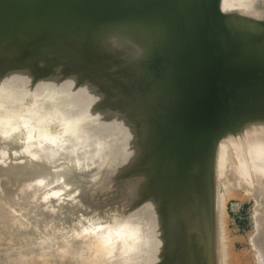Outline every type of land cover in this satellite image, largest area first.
<instances>
[{"label":"rangeland","instance_id":"obj_1","mask_svg":"<svg viewBox=\"0 0 264 264\" xmlns=\"http://www.w3.org/2000/svg\"><path fill=\"white\" fill-rule=\"evenodd\" d=\"M5 1H8L9 5L11 0ZM36 1L38 0H21V4H19L21 7L17 8V12H13V9L16 10V8L11 7L12 9L7 10V3L0 0V2L5 3L1 4L6 8H3V12L1 6L0 12L2 14L0 13V16L4 17L3 13L5 14L7 10L6 16L10 18L14 16L15 23L13 21V24H19L18 21L23 18L21 15L23 9H26L24 10L26 13H28L27 10H31L29 11L30 16L35 15L32 10L37 6ZM184 1L164 0L168 7H164L163 12L167 14L166 17H169L168 10L172 8L170 30L174 29L172 24L175 27L178 24L181 25V38L185 37L186 39L190 35V31L184 27L182 22L185 9ZM236 1L232 0L233 3ZM259 1L261 0H256L255 3L258 7H254L258 12L260 10L256 8L260 9L259 6L262 3L264 5V0L262 3ZM145 2L147 0H50L46 4L45 10H48L47 12L50 13L52 19H49L48 14L46 15L49 18H45L44 22L48 19L49 22L41 24L42 27L40 25V32L43 34L46 29L55 28L52 27L57 22L56 14L53 12L55 8L59 10L57 15L60 18L58 19L62 20L70 11L69 19L72 16V21L75 20L73 22L79 21L78 24L80 25H85L88 22V25L89 22L90 24L94 23L95 18L97 19L99 15L112 16L126 9L132 12ZM236 4L238 1L234 7L229 6L228 8L231 7L234 11L238 9L237 11L241 13L242 11H239ZM220 6L221 0H213L210 3V17H213L217 11L224 13V21L222 19V23L225 24L224 28L212 35L214 42L210 49V28L205 38L200 42L204 57L205 55L210 57V52L213 57L221 56L220 64L225 68L221 77L214 82L213 102L216 108L208 118V123L212 125L211 140L202 136V141L198 142L200 137L194 136L198 141L194 143L193 148L196 149L191 151L199 154L204 149V151L206 150L204 153H207L206 156L208 152L211 153V150L209 149L210 146L205 149V145L207 142L209 144L206 146L210 145V141L213 143L212 137L217 135L221 137L226 126L237 129L245 126L248 121L264 120V27H261V32V28L256 31L252 30L254 26V28H258L259 25L264 24V9L261 11L260 17L258 16L263 18L260 20L257 19L259 14L257 11H254L257 13L256 19H253L255 14H252L253 11L251 10L245 11L247 15H244L226 8H223V11ZM9 10L10 13H14L11 14L12 17L7 13ZM71 11H76L77 15ZM161 12L158 4L150 3L143 12L135 17L103 20L89 33H85L82 29H72L67 25L60 35L42 44H39L35 24L14 38L0 37V89L5 91L4 94L8 98L7 112L12 116L21 117V120L27 118L34 124L41 120H49L52 116L47 124L38 128L40 132H43L42 137L46 139L34 138L36 139L35 145L41 147L40 144L44 145L42 141L48 139L49 142L53 143L49 148H56L59 151L70 140L68 134L56 133L58 124L62 120H66V111L69 110L74 118L71 119L73 125L83 122L84 133L98 134L100 137H104V140L99 151V157L85 169L72 170L67 178L70 182L66 184L69 185L77 181L78 178H89L97 173L100 168L106 170L104 182H92L86 186L83 185L73 195H68V192L65 191L58 195L57 190L62 184L60 181H48L41 188H38L34 183H28L26 186L7 187L5 190H1L4 184L12 182L14 174L10 173L0 179V191H2L0 193V264H15L14 262L19 259L16 255L18 257L25 256V254L30 255L32 251L36 252L37 248L40 247L41 250L38 249L40 251L37 250L36 254L35 252L32 254L38 256L40 253L41 256V253H44L46 248L48 249V245L57 243L51 246L53 248L62 244V239L59 236L65 237L67 234V239L64 242L69 240V244L81 245L77 243L79 242L77 240L80 239L82 243V238L77 237L79 231L80 236L84 232L81 233L82 230L86 231L88 230L86 228L89 227L92 229V225H94L93 228L103 224L108 226L112 222L113 224L109 225L111 227L122 216H133L141 213L142 205L145 202L153 212L154 219L152 220L156 224L154 235L157 234L155 239L153 236L151 243L149 242L146 247L138 249L139 254L135 253L134 250L123 251L125 253L118 252L106 257L109 260L111 257L113 259L115 255L118 259L114 257L113 260L110 259L111 262L110 260L105 262L104 258V261L96 259V261L98 260L97 263L100 264L99 261H101L106 264H119L122 261L126 264H141L139 260L143 261L142 264L145 261H147L145 264L198 263L197 260L193 259L190 248H187L189 241L186 239L190 234H194V230L192 231L194 228L190 221L193 208L196 206L193 186L191 183H182V178L174 175L172 179H175L176 183L180 185L175 184L174 189H171V186L168 187L169 189L166 188L167 176L158 174V165L161 161L159 149L161 138L164 136L170 138L174 135L175 130L174 127L168 125L165 135L160 133L161 127H163L161 126L162 114L165 111L163 107L174 106L171 100L164 103L162 100L172 91L171 93L177 99L189 96L192 104H197L200 101L202 90V84H200L203 79L202 75L205 76L206 74L202 71L201 73L192 72L189 78L182 80L180 77L181 66L177 69V81H174L175 75L171 73L172 63L169 59L172 44L168 30L165 24L161 22ZM16 13H20V18H17L19 15ZM248 13H250L251 18H248ZM51 14L54 16L52 17ZM201 16L202 13L200 12V18ZM80 17L85 21L87 18L93 17L94 19L83 23ZM1 20L0 23L3 21ZM52 20L55 21L52 23ZM246 20L251 24L249 25ZM81 21L82 23H80ZM211 22L212 25L215 24L214 20ZM254 22L257 23L254 25ZM5 23L7 24L8 20L3 22V24ZM245 23L247 24L245 25ZM246 26L251 31L263 34L262 38H255L252 32L247 31ZM69 45H71V49L68 48ZM186 54H188L187 65L189 62L191 63L192 59L194 60L193 55L195 57L200 55V53L197 55L192 46L186 49ZM207 64L206 73L211 70L209 61ZM184 83L186 86L182 87ZM60 94L64 95L65 99L74 96L76 98L75 104H68L64 100L61 102V99L59 100ZM109 96L112 99H114L113 97L115 99L118 96L122 97L123 101L119 100L123 103L118 100L120 104L114 101L116 105H113L115 103H110ZM138 96L140 99L141 97L143 100L145 99L144 104L146 101L149 104V107L143 109L144 104L142 103L143 106L140 105L142 108L139 107L140 111L147 108L146 112L143 111L147 114L149 108L152 107L150 109L151 116H149L153 120V125L150 124L152 125V132L146 142L150 149L142 155L137 153L139 146L135 145L132 140L129 138L126 141L122 140L120 130L108 134V129L115 122L108 120L107 113L113 111L118 113L120 106L125 104L124 99L129 100L130 98L133 101V97L136 100ZM107 97H109L108 100ZM39 101H44L43 106L45 107L40 105ZM103 101L107 103L109 101L111 106L106 103V105L103 104ZM132 101H129L130 104L135 103ZM136 101V104L139 103L138 99ZM141 102H143L142 99ZM32 103L37 104L30 108ZM162 104L166 106L163 105L162 107ZM138 105L133 106L135 110L138 109ZM37 106L39 109L35 110ZM112 106H119L118 109L115 108L118 111H112ZM133 107L132 110H134ZM135 110L133 112H136ZM27 111L29 112L27 113ZM58 117L60 121L57 122ZM146 120L150 122L149 119ZM160 134L164 136L160 137ZM49 142H46V146ZM58 146L61 148L58 149ZM185 148L184 146L183 149ZM118 151L116 159L114 154ZM17 155L18 153L13 150L7 153V162L13 165L20 163V160L16 158ZM236 187H232L233 194L226 198L224 208L225 226L231 243V264H256L257 250L253 248L255 246H252L251 239L256 233L254 212L257 208L253 209L255 206L264 207V194L261 193L264 191H260L259 200L255 201L253 194L251 195L250 192H244L241 190L242 188ZM155 207L157 209H154ZM120 226L118 229L124 227L123 225ZM75 232L77 233L75 234ZM74 235H76V239ZM122 237L119 239L123 240ZM123 238L125 241V237ZM142 251L145 252L141 253V256L140 252ZM18 253L21 254L18 255ZM127 253H135V255L129 256ZM123 254L125 255L122 256L124 259H120L121 257L118 256ZM188 254L190 258L187 257ZM137 255L139 256L137 257ZM148 255H151V259ZM126 256H129L131 261ZM134 256L138 258V261H133ZM145 256L149 260L147 258L145 260L143 258ZM114 260L120 261L114 262ZM94 263H96L95 260L92 264Z\"/></svg>","mask_w":264,"mask_h":264},{"label":"bare ground","instance_id":"obj_2","mask_svg":"<svg viewBox=\"0 0 264 264\" xmlns=\"http://www.w3.org/2000/svg\"><path fill=\"white\" fill-rule=\"evenodd\" d=\"M3 1L5 3L8 2L5 0ZM11 1L9 2L10 3L9 5L8 3L6 4L7 10L9 8L10 9L16 8V10L13 9V12H17V8L19 7V4H21V0H13L12 5H11ZM212 1L213 0H185L184 1L185 9H184L183 17H182V22L185 25L183 26L187 27L190 31V35L186 39L185 37L181 38V34H182L181 25L178 24L175 27V25L172 24V26H174L173 27L174 29L170 30V34H171L170 39L172 41V48H171L170 56H171V61L173 62L171 65L172 67L171 73L175 75L174 81H177V76H176L177 69L178 67H181V66H182V72H181L180 77L182 78V80H186L187 78H189L192 72L201 73L202 71L206 75L205 76L202 75L203 79L200 83L202 84L201 86L202 90L200 93V101L197 104L193 105L189 99V96L181 97L180 99H177L174 96L175 98L171 100L172 103H174L173 107H171L170 105L166 106L165 104L161 105L162 107L164 105L167 108L163 107V110H165L163 111L164 113L161 111V114L163 113L164 115L162 114L163 118H162L161 126L163 127H161L160 133L161 134L164 133L165 135L166 131L168 130L167 129L168 125L170 127H174L175 130H174V135L171 136L170 138H168L167 136L165 137L164 135L160 134V137L162 136L164 137L161 138V142L159 144V149L161 153V158H160L161 161L158 165V174L167 176V182L165 184L166 188L168 187L170 188L171 186L172 187L171 189H174L175 184L176 185L178 184L176 183L175 179H172L174 175L180 176L182 178L181 180L182 183H188V184L191 183V185L193 186L196 206L193 208V214H192V218L190 221L194 228L192 229V231L194 230V234H190V236L187 237L186 239L189 241V244H187L189 245V247L187 248H190V252L192 251L193 253V256L192 254L191 256L193 257V259L197 260L198 262L196 264H231V261H232L231 260L232 258L231 243H230V239L227 234L226 226H225V214H224L225 202H226V198L229 195L233 194V191H232L233 186L240 187L242 188L241 190H244V192L246 191V192H250L251 195L253 194L254 195L253 198L256 199L255 201L259 200L258 195L260 191L261 190L264 191V120H261V121L253 120L251 122L248 121L245 124V126L243 125V127H240L237 129L226 126V129L224 132H222L221 137L218 135L214 136L212 137L213 143H211L210 141V145L206 146L207 144H209V142H207V144L205 145L204 147L205 149H208L207 147L210 146L209 149L211 150V153L209 154L208 152L207 156L205 155L207 153H204L206 152V150L204 151V149L201 150L199 154L198 152L197 154H195V152L191 151L192 149H196V148H193L195 145L194 143L198 141V140L196 141V137H200L199 138L200 141L198 142L202 141L201 140L202 136H200V134L194 137L197 130L204 131L203 133L207 134L208 139H210V134L212 131L211 130L212 125L208 123V120L204 121L201 117L202 113L206 112L207 109H208L207 111L209 112V107L211 103L210 97H212L213 80L211 77V72H210L211 70L208 73L205 72L208 66L207 62L209 61V57L208 56L206 57V55L204 57V54L201 49V43H200L205 38L209 28L212 25V22H211L212 19L210 17L211 15L210 3ZM237 1H238V4L236 5L238 6L239 11H242L243 13L238 12L237 8H236L237 10L235 11L233 8L232 10L231 7L228 8L229 6L234 7ZM237 1L233 3L232 0H221L220 8L221 9L223 8L231 9V11H234V12L237 11L238 14L240 13L244 15H247V13L245 14V11L248 12L247 10H251L253 11L251 13L255 14V18L253 19H256L257 13L256 12L254 13V11H257L255 10L254 7H258L255 5L256 0H237ZM4 2H0V4L1 3L3 4ZM259 2L262 3V0ZM2 4L0 5V9L2 6L1 10L3 11V8L5 6L3 7ZM262 5L263 3L260 4L259 6L261 7L260 9L256 8L260 10L259 12L257 11L259 13L257 17L260 14H262L261 11L264 9ZM24 10L26 9H23V11ZM6 11H5V14L3 13L4 17L6 16ZM23 11L21 12L22 13L21 15H23V18H25L28 13L24 11L26 13L25 15ZM76 11L75 12L71 11V12H74L76 14L77 13ZM13 12L10 13V10H9V12L7 13L12 17L11 14H14ZM200 12L202 13L201 18H200ZM0 13L2 14V12ZM69 13L66 15V17L65 16L64 17L69 19L68 17ZM47 14L49 15L50 13L47 12L46 15ZM83 14L86 15L85 13ZM249 14L250 13H248V15ZM252 14L251 16L253 17ZM204 15L206 16V18ZM55 16L57 17V22L58 20L60 21V19H58L60 17L57 14ZM261 16L263 17V15ZM4 17L0 19L3 20ZM64 17L63 19H65ZM70 17H71L70 19L72 20V16ZM259 17L257 19H260V20L263 19ZM7 18L8 17L6 16L5 21L1 20L2 23H0V25L3 24V22H6ZM13 18L15 17L13 16ZM17 18H20V15L19 17L17 16ZM248 18H251L250 15ZM49 19H52V18L50 17ZM80 19L82 20L81 17ZM93 19L94 18L92 17V18H87L86 21L85 20H82V21L83 23H85L87 22V20L93 21ZM48 20H46L45 22L46 23L49 22ZM53 21L55 20H52V23ZM73 21L75 20L73 19ZM82 21L80 23H82ZM247 21L248 20H246V22ZM45 22L43 21V23L41 24H45ZM57 22H55L54 23L55 25L52 27H56L57 25L60 24ZM78 22H74V23L78 24ZM171 22L172 21L170 20V25H171ZM87 23L85 25L84 24L82 25L88 27L90 22L88 25ZM247 23L249 24V22ZM247 23H245V25ZM256 23L254 22V25ZM7 24H10V23L8 22ZM259 26L260 27L258 28H254L255 27L254 26L252 30L256 31L257 29L264 27V24H261ZM261 30L262 28L260 29V32ZM190 46H192L194 50H196L197 55L200 53L201 56L199 55L195 57L193 55L194 60L192 59L191 63L189 62L188 63L189 65H187L186 61H187L188 54H186V49L189 48ZM141 53L143 52L141 51ZM137 56H140V55H137ZM183 85L182 87L186 86L185 83ZM45 91H46V88H45ZM4 92H5L4 90L0 89V179H3L5 176H7L10 173H13L14 176L12 177V182H7L6 184H4L3 188L1 187V190H5L7 187L18 188L21 186H26L28 185V183H31V184L34 183L36 184L38 188H41L43 185L47 184L48 181H51V182L60 181L62 184H61L60 189L58 188L57 190L58 195L64 191L68 192V195H73L75 192L79 191L83 185L86 186L87 184H90L92 182L102 183L105 181L104 179L106 175V170H103L102 168H100V170L97 173L89 177L90 179L82 177V178H78L77 181H74L70 183L69 185L66 184L67 182H70V180L68 181L67 178L72 170L85 169L88 166H90L96 160L97 157H99V151L102 147L104 137H100L98 134L89 135V134L84 133L83 128L85 126L83 122L82 123L79 122L80 124L78 125H73L71 121V119L73 118L72 113L69 110H67L66 120H62V122L58 124L59 127L56 130L57 134L64 133V135L65 134L69 135L70 140L66 144V146L63 145L64 148L62 146L63 149H60L61 148L59 147L61 145L60 144L58 146L59 147L58 149L60 150L57 151L56 148L54 149L49 148V146L51 147L53 143L50 141L51 142L50 144L49 140L47 139V141H42L44 142L45 146L43 144H40V146L42 145L41 147L43 148L38 147L35 145L36 139L37 138H40L42 140L46 139L42 137L43 132H40L38 128L47 124L48 121H50V119L52 118V116L50 117L49 120H41L37 124L31 123V121L27 118L25 120L24 118L21 120V117L12 116L11 114L7 112L8 109L6 106L8 104V98L6 94H4ZM109 97H107V100ZM138 97L136 98V100L138 99V102H139L137 103L139 104L137 107L139 110L134 109L137 106L136 104L137 101L135 100V97H133L134 99L131 98L133 99V101L130 100V98L129 100L124 99L125 104H122L120 108L119 106H117L119 108V111L116 110L118 109L117 107H113V106H112L113 108L111 107L112 111L115 110V111H118V113H115L114 111L113 112L109 111L111 113H107L108 120L115 122L114 125H112L110 129H108V134L109 133L112 134L115 131L120 130L122 133V140L126 141L127 138H129V140H132V142L135 145L139 146L137 153L138 154L140 153L142 155V154H146L148 150L150 149L148 143L146 144V142L149 138L148 137L149 134H151L152 132L151 126L153 125V122H152L153 120L150 117L151 116L150 109L152 107L149 108V110L147 111V114L143 113V111H145L147 108L143 111H140L139 107H141L140 105H142V103L144 104L145 99L143 100V98L141 97L143 101L141 102L140 97L139 98ZM113 98L114 99L110 97L109 101L111 104L112 102L115 103L114 101H116V103L118 104H120L119 103L120 100L123 101V98L122 97L120 98L119 96L117 97V99H115V97ZM60 99H61V102L66 101L68 104L69 103L75 104L76 102V98L74 96L70 97L69 99H65L64 95L60 94L59 100ZM109 101L108 103L103 101L104 102L103 104L106 103L111 106ZM122 101L120 102L123 103ZM129 101L135 102V103H132L134 105L130 104ZM39 103H41L40 105L43 106L45 102L39 101ZM116 103L113 105H116ZM146 104H144V106L142 105L143 109L144 107H149L148 101H146ZM35 105L33 104L32 106H30V108H33ZM132 107L136 112H133L134 110H132ZM38 109H39L38 106L35 107V110H38ZM28 112L29 111H27V113ZM147 115L149 118L147 117ZM146 119H149V120L151 119V120L150 122H148V120ZM58 120L60 121L59 117L56 121L58 122ZM46 142L47 143L49 142L50 145L48 144V146H46L47 145ZM184 146L186 147L185 149H183ZM12 150L18 153L16 158L17 160H20V163L13 165L7 162V157H8L7 153H9ZM118 153L119 151L116 152V154H114L116 159L118 157L117 156ZM193 154L195 155L193 156ZM0 193H2V191H0ZM261 193L264 194V192H261ZM154 209H157V208L155 207ZM255 209L256 211L254 212L255 213L254 214V222H255L254 225H256L255 226L256 233L253 235L251 239L252 240L251 243H253V245L252 244L251 245L255 246L253 248H256L255 250H257L256 264H264V207L255 206L253 210ZM152 219L154 218H153V212L151 211V207H149L148 204L145 202L142 205L141 213L134 214L133 216H122V218L117 219L114 222V225H112L111 227L109 225L113 224L112 222L111 224L108 223L109 224L108 226L104 224L97 225V226L95 225L96 227L93 228L94 225H92L91 226L92 229H90L89 227V228H86L88 229L86 231L82 230L81 233L83 231L84 232L80 236L78 234L80 233V231L78 233L75 232V234L77 233V237H79V239L80 237L82 238V243L80 242L81 239L77 240L79 241L77 243H80L81 245L76 244V243L75 245H73L72 243L69 244V240L64 242L65 239H67L66 236L68 234L65 235V237L59 236L62 240L64 239L63 241L61 240V242L63 243L60 244L59 246L51 248V246H54L57 243L54 245L53 244L48 245V249L50 248L49 250L47 248L45 249L44 247L45 252H44V249H42L44 253H41V256H40V253L38 256H33L34 254L32 253L35 251H32L30 255H26L24 253L25 256L22 253L23 255L22 257H18L16 255V257L19 259L16 260V262L14 263L15 264H89L91 262L90 264H92V262L95 260L96 263L94 264H98L97 263L98 260L96 261V259L103 260L104 258L105 262L106 261L109 262L110 259L113 260L114 257L116 256L114 255L113 259L111 257L109 258V260H107L106 257H110L111 255L118 253V252L125 253L123 251H133L134 250L135 253H138L139 252L138 249L146 247V245L151 240H153L152 237L154 236V239H155V236L157 235V234L154 235V233L156 232L155 230L156 224L154 223V220ZM120 225H123L124 227H122L121 229H118ZM75 236L76 235H74V237ZM119 236L125 237L126 240L124 241L123 237H122L123 240H120ZM77 237H75V239ZM40 248H37V250ZM37 250L35 254L37 253ZM144 250L146 249L144 248ZM143 252L145 251L140 252V254ZM135 253H131V254L127 253V255L128 254L129 256L135 255ZM19 254L21 253H18V255ZM188 255L187 257L190 258V255L189 256ZM122 256L124 257L125 255L124 254L121 256L119 255L118 257H121L120 259H122L123 258ZM138 256L139 255H137V257ZM137 257H135L136 259L132 258L133 261L134 260L138 261ZM148 257L150 258L151 255L150 256L148 255ZM143 258H145L146 260L147 257L145 256ZM149 258L147 259L149 260ZM116 261L118 262L120 260H114V262ZM129 261H131L130 257H129ZM139 261L142 264L143 261L141 260ZM120 262L121 264H126V263H122V261ZM99 263L103 264L104 262L99 261ZM115 264H118V263H115Z\"/></svg>","mask_w":264,"mask_h":264},{"label":"water","instance_id":"obj_3","mask_svg":"<svg viewBox=\"0 0 264 264\" xmlns=\"http://www.w3.org/2000/svg\"><path fill=\"white\" fill-rule=\"evenodd\" d=\"M49 2H50V0H38V1H36L35 4L37 6L35 8H37V9L32 11V13L35 14V15L29 17L30 13L28 12L29 10H27V12H28L27 16L28 17L22 18L20 20L19 24H15L14 25L13 24V18H10L8 16L7 20H8V22L10 24H6L5 23V24L0 26V37L14 38L17 35H20V34L24 33L25 31H27L30 28L31 25L35 24L37 26L36 27V32L38 34L39 44H42V43L48 42L50 39L60 35L63 32L65 26H67V25H69L72 29H82L85 33H89L91 30H93L103 20H111V19H115V18H119V17L120 18H122V17H124V18L125 17H135V16L139 15L141 12H143L146 9L147 5L150 4V3H156L161 8V11H162L161 12V17H160L161 18V22L165 24V26H166V28L168 30V33H169V37H171V34H170V20L172 18V16H171V9L172 8H170L168 10V12L170 13V14H168L169 17H164L167 14H165L163 12V9H164V7H168V6H167V3H165L162 0H147V2L140 4L138 6V8H136L132 12H129V10L126 9L124 11L117 12L116 15H112L111 17L110 16H107V17L103 16L102 17V16L99 15L94 23L89 24V27L84 26V25H80V24H75L71 19L70 20L69 19L60 20L61 23L58 26H56L55 28H52L50 30H46L43 34H41L40 25L44 21L45 18H48V17H46V14H45V12H47V10L45 11V8H46V4L49 3ZM53 12L55 14H58L59 10L58 9L56 10V8H55ZM224 16H225V14L221 13V11H217L213 15V17L211 16V19L214 20L215 24H213L210 27V30H209V49H210V46L212 45V43L214 42L212 35L215 32H217V31H222V29L225 26L224 22L222 23V19L224 21ZM247 31L248 32H252L253 36L255 38H258V39H261L262 36H263V34L256 33L255 31H251L248 28H247ZM170 41H171V39H170ZM171 44H172V41H171ZM68 48L71 49V45H69ZM170 53H171V51H170ZM170 53H169V59L171 60V56H170L171 54ZM220 60H221V56L213 57L211 52H210L209 65H210V68H211L210 72H211V77H212V80H213V85H212L213 88H212V97H210V102L211 103H210V107H209V112L207 111L208 110L207 109L206 110L207 113L203 112L202 116H201L204 121L208 120L209 116H211V114H212L213 109L215 108V104L213 102V96L215 95L214 82L221 77V74H222V72L225 69L224 67L221 66ZM171 63H173V62L171 61ZM199 69H200V67H199ZM176 76H178V73H176ZM171 92L172 91H170L168 93V95L162 100V103L163 102H169L170 100H173V98H175L174 97L175 95H173ZM203 132L204 131H202V130H199V131L197 130L196 133H195V136H198L200 134V136H204L206 138L207 134H205ZM178 147H179V145H178Z\"/></svg>","mask_w":264,"mask_h":264}]
</instances>
